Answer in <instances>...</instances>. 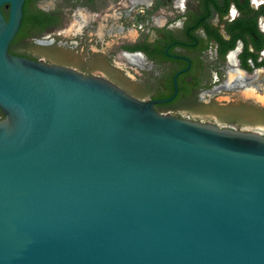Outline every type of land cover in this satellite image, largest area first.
<instances>
[{
    "label": "water",
    "instance_id": "water-1",
    "mask_svg": "<svg viewBox=\"0 0 264 264\" xmlns=\"http://www.w3.org/2000/svg\"><path fill=\"white\" fill-rule=\"evenodd\" d=\"M24 1L0 0V264H264V137L10 54Z\"/></svg>",
    "mask_w": 264,
    "mask_h": 264
},
{
    "label": "flooded vegetation",
    "instance_id": "flooded-vegetation-1",
    "mask_svg": "<svg viewBox=\"0 0 264 264\" xmlns=\"http://www.w3.org/2000/svg\"><path fill=\"white\" fill-rule=\"evenodd\" d=\"M22 13L10 54L264 137V0H25Z\"/></svg>",
    "mask_w": 264,
    "mask_h": 264
},
{
    "label": "trees",
    "instance_id": "trees-1",
    "mask_svg": "<svg viewBox=\"0 0 264 264\" xmlns=\"http://www.w3.org/2000/svg\"><path fill=\"white\" fill-rule=\"evenodd\" d=\"M2 13H3L4 17L7 18L8 11L6 9L2 8ZM3 118H4V116L0 112V120H2Z\"/></svg>",
    "mask_w": 264,
    "mask_h": 264
}]
</instances>
